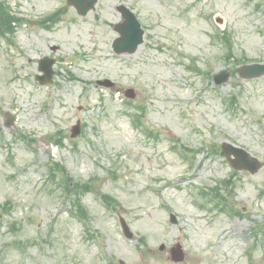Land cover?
Listing matches in <instances>:
<instances>
[{
  "label": "rangeland",
  "instance_id": "1",
  "mask_svg": "<svg viewBox=\"0 0 264 264\" xmlns=\"http://www.w3.org/2000/svg\"><path fill=\"white\" fill-rule=\"evenodd\" d=\"M120 3L145 31L133 54L111 49ZM9 5L30 23L17 27L12 43L0 36V264H264V76L212 81L237 69L240 56L264 62V0H99L85 17L66 0ZM61 8L52 29L39 24ZM216 25L230 34L229 59L227 45L211 37ZM50 54L60 58L54 81L39 85L37 61ZM105 78L112 88L96 84ZM126 101L144 106L143 123L157 138L134 128ZM77 120L81 133L72 139ZM223 141L247 150L261 169L233 173L220 155ZM51 160L90 184L81 193L86 224L70 209L73 196L56 179L47 183ZM216 186L224 209L214 205L221 199L200 195ZM102 194L117 203L107 207ZM176 244L181 263L170 259Z\"/></svg>",
  "mask_w": 264,
  "mask_h": 264
},
{
  "label": "water",
  "instance_id": "2",
  "mask_svg": "<svg viewBox=\"0 0 264 264\" xmlns=\"http://www.w3.org/2000/svg\"><path fill=\"white\" fill-rule=\"evenodd\" d=\"M74 4L78 7L79 12L81 14H85L86 11L91 8L96 0H73ZM119 11L122 13L124 22L117 24L115 29L120 33V37L117 38L113 43V49L115 52H133L137 45L142 42V30L140 29L139 23L135 20L134 15L124 6L118 7ZM241 75L243 77H258L264 74V65H250V66H243L240 69ZM228 77V74L222 73L217 81L225 80ZM43 78H39L41 82ZM49 81V80H48ZM100 84L103 85H110L109 81H103ZM126 94L130 97L133 96L132 91H127ZM73 136H75L79 132V127L76 126L72 130ZM223 154L226 158L230 161L231 165L236 168H245L251 172H255L259 164L256 159H251L248 157V154L241 149L234 148L230 145H225ZM230 154L234 155V159L230 158ZM171 221H175L174 217L171 216ZM121 224L124 230V233L127 237H131V233L129 232L128 226L121 219ZM172 259L175 261H181L184 257L179 247L172 249L171 251ZM120 264H124L120 262Z\"/></svg>",
  "mask_w": 264,
  "mask_h": 264
},
{
  "label": "trees",
  "instance_id": "3",
  "mask_svg": "<svg viewBox=\"0 0 264 264\" xmlns=\"http://www.w3.org/2000/svg\"><path fill=\"white\" fill-rule=\"evenodd\" d=\"M7 16H8V12L0 5V29L2 27L5 28L6 30H10L11 29L10 24H7L6 23ZM8 18H9V16H8ZM61 171L64 172L63 167L60 164H58V163H54L53 164V168L50 170V172H49L48 175L51 176V177H53L54 176L53 175L54 173L61 172ZM79 210H80V214L84 215L83 212H82V209L80 207H79Z\"/></svg>",
  "mask_w": 264,
  "mask_h": 264
}]
</instances>
